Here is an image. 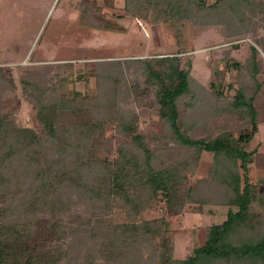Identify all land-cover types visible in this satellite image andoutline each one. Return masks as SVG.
<instances>
[{"label": "trees", "instance_id": "obj_1", "mask_svg": "<svg viewBox=\"0 0 264 264\" xmlns=\"http://www.w3.org/2000/svg\"><path fill=\"white\" fill-rule=\"evenodd\" d=\"M124 1L130 17L151 12L164 22L219 26L233 41L248 38L249 54L242 62L226 52L237 72L234 93L226 98L217 84L206 87L196 80L182 68L178 52L134 60L146 87L154 90L149 105L175 143L168 158L166 148L162 154L143 140L137 113L117 123L115 104L121 108L129 101L119 84L125 75L122 62H117V78L107 76L111 98L104 106L94 95L67 97L55 82L59 65L20 67L22 94L31 108L52 106L57 114L54 121L40 115L45 138L13 118L16 85L0 68V264H264V177L257 171L264 146L253 140L264 118L254 103L264 66V0ZM96 10L101 11L85 2L83 21L101 27ZM86 102H97L100 120L58 124V114H88ZM186 107L184 117L193 124L187 133L180 125ZM225 111L242 118L240 132L205 130L199 135L202 122L197 128L196 119ZM107 122L131 137L114 149L112 158L100 157L96 148ZM203 152L212 154L210 177L190 182ZM16 177L27 185L14 189ZM75 193L85 205L82 217L71 209ZM208 206L229 207L225 219L207 225L202 244L177 258L172 219L184 210L202 213Z\"/></svg>", "mask_w": 264, "mask_h": 264}, {"label": "rangeland", "instance_id": "obj_2", "mask_svg": "<svg viewBox=\"0 0 264 264\" xmlns=\"http://www.w3.org/2000/svg\"><path fill=\"white\" fill-rule=\"evenodd\" d=\"M85 2L100 8L101 11L96 10V14L103 26L92 27L83 21L85 17L81 9ZM152 16L150 12L146 17H130L124 0H0V68L3 70L1 75L13 80L16 85L18 104L13 115L15 121L34 127L40 137L45 138L47 131L39 119L40 115L53 121L57 115L52 106L43 111L35 110L24 99L18 78L20 67L59 65L56 71L60 81L57 79L55 82L63 87L67 97H74L75 92L82 96L94 95L99 106H104L106 99L111 98L107 94L110 89V85L106 88L107 76L111 74V78H117V62H122L125 75L119 84L129 101L121 108L119 103L115 104L113 111L118 117L117 123H125L129 112L137 113V131L146 144L162 154L165 151V156L171 158L175 143L162 129L154 106L149 105L154 103L151 101L154 90L146 87V80L134 60L181 53L183 69L206 87L212 82L217 84L224 96L229 98L237 84V72L230 67L231 59L226 52H230V58L242 62L249 54V40L233 41L235 39L221 34L219 26L164 22ZM233 42H238V47L230 50ZM261 55L264 57L263 52ZM258 82L261 89L254 103L264 117V66L258 75ZM94 104L86 102L88 114L84 110L78 115L58 114V124L67 125L72 121L95 123L100 120L101 113ZM186 113L187 107L180 119L185 133L193 127L192 122L184 117ZM195 121L197 128L202 122L199 135L205 130L213 134L223 130L238 133L243 128L242 118L236 112H216L209 118L199 117ZM258 126L259 131L253 140L261 141L264 146V118ZM115 129V123L107 122L103 126V135L96 145L100 157L112 158L114 149L120 143L131 140L126 133ZM211 160L212 154L203 152L195 176H190L189 181L193 182L195 178L208 180ZM257 164H264L261 156H258ZM26 185L22 177L14 178L12 184L14 189ZM72 198H75L71 205L73 213L84 216L85 205L76 193ZM228 209L227 206H208L202 213L184 210L176 215L170 225L175 256L185 258L195 246L202 244L204 228L212 223H221ZM157 210L160 216L166 213L162 208Z\"/></svg>", "mask_w": 264, "mask_h": 264}, {"label": "crops", "instance_id": "obj_3", "mask_svg": "<svg viewBox=\"0 0 264 264\" xmlns=\"http://www.w3.org/2000/svg\"><path fill=\"white\" fill-rule=\"evenodd\" d=\"M259 153H260V155L258 154V156L259 157L261 156L264 159V153H262V151ZM257 171H258L259 177H264V164L263 165L257 164Z\"/></svg>", "mask_w": 264, "mask_h": 264}]
</instances>
